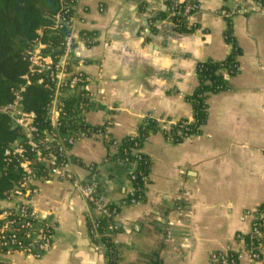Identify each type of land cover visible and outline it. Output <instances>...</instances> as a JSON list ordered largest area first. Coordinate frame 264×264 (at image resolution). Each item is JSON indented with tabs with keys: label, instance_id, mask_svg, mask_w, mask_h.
I'll return each instance as SVG.
<instances>
[{
	"label": "crops",
	"instance_id": "1",
	"mask_svg": "<svg viewBox=\"0 0 264 264\" xmlns=\"http://www.w3.org/2000/svg\"><path fill=\"white\" fill-rule=\"evenodd\" d=\"M197 4L186 18L188 32L172 22L169 3ZM103 5L104 11H101ZM235 11L232 33L241 55L227 90L207 99L201 133L173 144L162 132L149 136L140 152L150 160L145 201L125 206L131 184L125 168L100 140H82L72 150L79 181L96 168L104 205L117 204L110 238L117 264H213L214 252L244 247L252 217L264 207V2L261 0H82L75 34L81 70L91 80L95 108L92 127L107 125L117 141L137 136L145 117L192 121L187 98L198 87L199 63L223 62L233 47L225 40L226 11ZM32 205L53 214L52 250L40 260L20 254L0 256L7 264H107L103 246L94 243L89 208L74 185L51 180L37 184ZM94 217L98 214L92 213ZM240 264L253 262L247 255Z\"/></svg>",
	"mask_w": 264,
	"mask_h": 264
},
{
	"label": "built area",
	"instance_id": "2",
	"mask_svg": "<svg viewBox=\"0 0 264 264\" xmlns=\"http://www.w3.org/2000/svg\"><path fill=\"white\" fill-rule=\"evenodd\" d=\"M81 2L61 0V9L52 18L50 27L53 32L66 30L61 46L49 51L48 44L42 42L43 31L37 32L39 37L24 56L27 71L21 77V83L11 89L12 100L0 108V113L10 120L17 136L3 152L4 163L7 170L20 176L11 191L0 197V256L20 254L40 260L52 250L56 219L51 213L38 211L31 203L39 193V183L56 180L73 184L89 208L87 221L92 225L89 230L95 238H100L96 219L113 216L114 220L117 216L99 200L100 183L96 178V168L89 167L91 175L85 181L77 180L72 171L76 165L72 150L80 141L100 140L114 154L119 144L108 132L110 122L99 127L87 124L86 117L95 106L89 91L91 80L81 70L84 62L78 56L77 44L81 41L91 46L93 40L86 34L78 39L75 34L76 8ZM101 11H104L103 5ZM198 11L197 4L186 3L182 11L175 12L173 8L171 17L190 18ZM224 16L229 20L228 26H232L235 11H226ZM31 87L40 88L47 94L41 115L26 108V96ZM69 120H72L73 128L68 124ZM158 122L168 133L175 124L166 120ZM138 153L137 149L133 150V154ZM134 179V176L129 179L131 188L127 197H131V205H139L140 197L135 196L136 189L132 185ZM92 213L98 216L94 217ZM246 217H252L250 230L245 237L238 236V240L245 243L244 247L236 253L230 249L212 253L210 259L213 264H240L244 255L253 262H264V207L247 213ZM0 264L7 263L0 261Z\"/></svg>",
	"mask_w": 264,
	"mask_h": 264
},
{
	"label": "trees",
	"instance_id": "3",
	"mask_svg": "<svg viewBox=\"0 0 264 264\" xmlns=\"http://www.w3.org/2000/svg\"><path fill=\"white\" fill-rule=\"evenodd\" d=\"M261 1L264 2V0ZM175 2L177 1L169 3L170 12L173 8L175 12L182 11L186 3H177L174 7ZM60 9L61 0H0V108L12 100L11 89L21 83V77L27 71L24 56L31 49L33 41L39 37L37 32L43 31L42 42L48 44L49 51L61 46L67 35L66 30L58 32L50 30L53 25L52 18ZM172 22L180 32H188L185 24L186 18L183 16L173 17ZM86 36L91 37L90 35ZM225 40L233 47L231 55L225 61L210 60L199 63L196 67L198 87L193 95L187 98L193 109L192 122L186 119L179 120L171 126L172 130L168 133L161 129L155 118L147 116L138 127L137 136L119 141L117 152L109 157L110 162H118L125 168L129 179L135 177L132 185L136 189L135 196L140 197L138 199L140 203L145 201L150 173V160L140 152L145 141L150 135L158 132H162L164 137L173 144L181 143L186 138L200 134L208 117V97L227 90L225 74L234 76L238 73V58L241 51L233 37L232 26H228ZM46 102L45 91L37 87L30 88L25 101L28 110L41 115ZM166 121L171 122L170 120ZM68 124L73 128L72 120H69ZM16 137L10 120L0 113V197H3V193L10 192L20 178L18 173L7 170L3 158L4 150ZM135 149L139 151L138 154H133ZM74 162L77 164L76 160ZM99 200L113 215H117L121 211L120 205H104L101 195H99ZM124 204L125 206L131 205V197H127ZM96 222L99 225L97 233L100 238H95L94 234L91 237L94 243L104 247L107 264H117L116 247L110 238L112 233L110 228L115 225L113 216L97 218ZM88 225L89 229H92V225L90 223Z\"/></svg>",
	"mask_w": 264,
	"mask_h": 264
},
{
	"label": "water",
	"instance_id": "4",
	"mask_svg": "<svg viewBox=\"0 0 264 264\" xmlns=\"http://www.w3.org/2000/svg\"><path fill=\"white\" fill-rule=\"evenodd\" d=\"M12 130L14 131V128H12Z\"/></svg>",
	"mask_w": 264,
	"mask_h": 264
}]
</instances>
